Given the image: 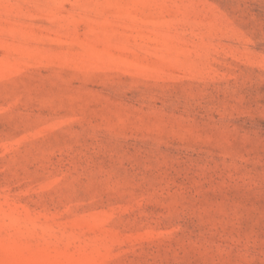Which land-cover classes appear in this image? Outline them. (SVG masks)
Segmentation results:
<instances>
[{"label": "rangeland", "instance_id": "1", "mask_svg": "<svg viewBox=\"0 0 264 264\" xmlns=\"http://www.w3.org/2000/svg\"><path fill=\"white\" fill-rule=\"evenodd\" d=\"M0 264H264V0H0Z\"/></svg>", "mask_w": 264, "mask_h": 264}]
</instances>
